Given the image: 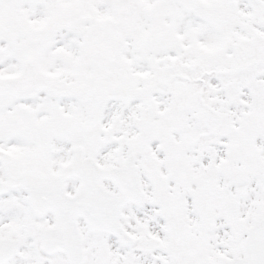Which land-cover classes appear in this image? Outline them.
<instances>
[{
  "label": "snow or ice",
  "instance_id": "1",
  "mask_svg": "<svg viewBox=\"0 0 264 264\" xmlns=\"http://www.w3.org/2000/svg\"><path fill=\"white\" fill-rule=\"evenodd\" d=\"M0 264H264V0H0Z\"/></svg>",
  "mask_w": 264,
  "mask_h": 264
}]
</instances>
